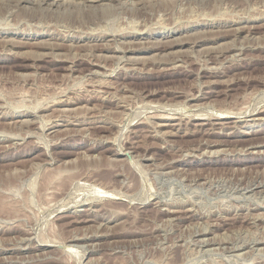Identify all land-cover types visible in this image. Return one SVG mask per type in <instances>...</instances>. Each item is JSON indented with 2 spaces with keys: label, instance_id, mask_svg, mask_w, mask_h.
<instances>
[{
  "label": "rangeland",
  "instance_id": "obj_1",
  "mask_svg": "<svg viewBox=\"0 0 264 264\" xmlns=\"http://www.w3.org/2000/svg\"><path fill=\"white\" fill-rule=\"evenodd\" d=\"M68 1L0 0V264H264V0Z\"/></svg>",
  "mask_w": 264,
  "mask_h": 264
},
{
  "label": "bare ground",
  "instance_id": "obj_2",
  "mask_svg": "<svg viewBox=\"0 0 264 264\" xmlns=\"http://www.w3.org/2000/svg\"><path fill=\"white\" fill-rule=\"evenodd\" d=\"M15 1V0H14ZM27 1V0H26ZM68 1V0H67ZM80 1V0H79ZM90 1V0H89ZM97 1V0H96ZM121 1V0H120ZM34 2V1H33ZM43 2V1H42ZM69 2V1H68ZM100 2V1H99ZM136 2V1H135ZM3 3V2H2ZM124 3V2H123ZM131 3H134V2H131ZM139 3V2H138ZM48 4H50V3H48ZM62 4V3H61ZM80 4V3H79ZM82 4H84V3H82ZM52 5V4H51ZM65 5V4H64ZM71 5V4H70ZM103 5V4H102ZM3 6V5H2ZM41 6V5H40ZM72 6V5H71ZM140 6V5H139ZM8 7V6H7ZM26 7V6H25ZM74 7V6H73ZM118 7V6H117ZM56 8V7H55ZM85 8V7H84ZM89 8V7H88ZM97 8V7H96ZM11 9H13V8H11ZM43 9V8H42ZM59 9V8H58ZM101 9V8H100ZM103 9V8H102ZM114 9V8H113ZM10 10V9H9ZM21 10V9H20ZM54 10V9H53ZM82 10V9H81ZM115 10V9H114ZM100 11V10H99ZM103 11H105V10H103ZM102 11V12H103ZM22 12V11H21ZM82 12V11H81ZM107 12V11H106ZM109 13V12H108ZM9 14V13H8ZM97 14V13H96ZM99 15H101V14H99ZM7 16H9V15H7ZM26 16V15H25ZM3 19V18H2ZM84 20V19H83ZM103 20V19H102ZM105 21V20H104ZM0 22H2V21H0ZM15 22H16V20H15ZM38 23V22H37ZM7 24V23H6ZM30 24V23H29ZM36 24V23H35ZM44 25V24H43ZM6 26V25H5ZM28 26V25H27ZM48 26V25H47ZM55 26V25H54ZM51 27V26H50ZM41 29H42V27H41ZM79 29V28H78ZM91 29V28H90ZM144 29V28H143ZM135 30V29H134ZM138 30V29H137ZM145 30V29H144ZM88 32V31H87ZM92 32V31H91ZM114 32V31H113ZM248 32V31H247ZM89 33V32H88ZM160 34V33H159ZM88 35V34H87ZM96 35V34H95ZM113 36V35H112ZM2 37V36H1ZM117 37V36H116ZM21 38V37H20ZM61 39V38H60ZM110 39V38H109ZM13 40V39H12ZM47 41V40H46ZM63 40H61V42H62ZM149 41V40H148ZM57 42V41H56ZM85 42H87V41H85ZM8 43V42H7ZM41 43H42V41H41ZM63 43V42H62ZM154 44V43H153ZM46 45V44H45ZM51 45V44H50ZM73 45H75V44H73ZM90 45V44H89ZM43 46V45H42ZM47 46V45H46ZM140 46V45H139ZM150 46V45H149ZM261 46V45H260ZM7 47V46H6ZM107 47V46H106ZM238 47V46H237ZM243 47V46H242ZM241 47V48H242ZM73 48V47H72ZM109 48V47H108ZM53 49V48H52ZM93 49V48H92ZM9 50V49H8ZM35 52V51H34ZM94 52V51H93ZM236 53V52H235ZM5 54V53H4ZM53 54V53H52ZM75 54V53H74ZM24 55V54H23ZM35 55V54H34ZM41 55V54H40ZM92 55V54H91ZM121 55V54H120ZM119 55V56H120ZM232 55V54H231ZM26 56V55H25ZM38 56V55H37ZM54 56V55H53ZM66 56V55H65ZM105 56H106V54H105ZM115 56H117V55H115ZM49 57V56H48ZM74 58V57H73ZM36 59V58H35ZM122 59H124V58H122ZM131 59V58H130ZM63 60V59H62ZM95 60V59H94ZM119 61V60H118ZM90 63V62H89ZM124 63V62H123ZM218 63V62H217ZM100 64V63H99ZM129 64V63H128ZM220 67V66H219ZM108 68V67H107ZM99 72V71H98ZM105 74V73H104ZM98 75V74H97ZM106 75H107V72H106ZM110 75V74H109ZM99 81H100V79H99ZM104 81H105V79H104ZM100 83V82H99ZM91 84V83H90ZM105 84V83H104ZM105 86V85H104ZM83 92V91H82ZM99 93V92H98ZM67 96V95H66ZM81 97V96H80ZM204 98V97H203ZM57 100V99H56ZM59 100V99H58ZM101 100V99H100ZM186 100V99H185ZM55 101V100H54ZM59 102V101H58ZM62 102V101H61ZM67 102V101H66ZM196 104V103H195ZM187 107H189V106H187ZM198 107V106H197ZM264 107V106H263ZM41 109V108H40ZM65 109V108H64ZM200 111V110H199ZM262 111H264V109L262 110ZM261 111V112H262ZM30 112V111H29ZM170 112V111H169ZM232 112V111H231ZM101 113H103V112H101ZM186 113V112H185ZM184 113V114H185ZM194 113V112H193ZM199 113V112H198ZM198 113H195V114H197L198 115ZM257 113V112H256ZM59 114V113H58ZM105 114V113H104ZM200 114H202V112L200 113ZM210 114V113H209ZM233 114V113H232ZM162 115H165V114H162ZM172 115V114H171ZM190 115V114H189ZM197 115H195V116H197ZM217 115H219V114H217ZM12 116V115H11ZM68 116V115H67ZM156 116V115H155ZM160 116H161V114H160ZM166 116H168V113L166 114ZM169 116H170V114H169ZM167 117V118H162L163 120L164 119H173V118H171V117ZM194 116V117H195ZM205 116V115H204ZM206 116H207V114H206ZM213 116H214V114H213ZM154 117V116H153ZM158 117H159V114H158ZM173 117H176L175 115L173 116ZM178 117V116H177ZM183 117V116H182ZM188 117V116H187ZM190 118H191V116H189ZM188 117V119H190ZM200 117H201V115H200ZM210 117V116H209ZM55 118V117H54ZM181 118V117H180ZM227 118H229L228 116H222V117H218V118H214V119H216V120H222V119H227ZM231 118V117H230ZM260 118V117H259ZM262 118V117H261ZM161 119V118H160ZM176 119V118H175ZM184 119V118H183ZM187 119V118H186ZM187 119V120H188ZM178 120V119H177ZM181 120V119H180ZM180 120H179V124H180ZM192 120H195V121H199V120H205V118H192ZM206 121V120H205ZM208 121V120H207ZM68 122V121H67ZM88 122V121H87ZM107 122V121H106ZM110 122V121H109ZM66 123V122H65ZM74 124V123H73ZM72 124V125H73ZM115 124V123H114ZM158 124V123H157ZM161 125L162 124H164V123H160ZM165 124H167V123H165ZM198 124V123H197ZM159 125V124H158ZM168 125V124H167ZM200 125H205L204 123H201ZM153 126V125H152ZM163 126H166V125H163ZM173 126V125H172ZM185 126V125H184ZM48 127V126H47ZM178 127V126H177ZM44 129V128H43ZM64 129H65V127H64ZM76 129V128H75ZM48 131V130H47ZM66 131H67V129H66ZM175 131V130H174ZM162 132V131H161ZM165 132V131H164ZM209 132V131H208ZM168 133V132H167ZM170 133V132H169ZM176 133V132H175ZM11 134V133H10ZM17 134V133H16ZM157 134V133H156ZM159 134V133H158ZM8 135V134H7ZM20 135V134H19ZM10 136H14V135H10ZM85 136H87V135H85ZM15 137H17V136H15ZM42 138V137H41ZM87 138V137H86ZM45 140V139H44ZM205 140V139H204ZM219 144V143H218ZM118 145V144H117ZM41 146V145H40ZM7 147V146H6ZM114 148V147H113ZM247 148V147H246ZM115 150V149H114ZM217 150V149H216ZM203 151H205V150H203ZM222 151V150H221ZM211 152H214V151H211ZM246 152V151H245ZM123 153V152H122ZM192 153V152H191ZM257 153V152H256ZM125 154V153H124ZM194 155V154H193ZM195 156V155H194ZM197 165V164H196ZM255 195V194H254ZM119 199V198H118ZM118 201V200H117ZM141 202V201H140ZM167 203V202H166ZM144 205V204H143ZM128 206V205H127ZM167 212V211H166ZM178 213V212H177ZM260 213V212H259ZM84 216V215H83ZM259 216V215H258ZM262 216V215H261ZM66 217V216H65ZM261 218V217H260ZM63 219V218H62ZM93 220V219H92ZM251 223V222H250ZM99 224H101V223H99ZM103 224V223H102ZM88 229V228H87ZM139 229V228H138ZM141 232V231H140ZM84 233V232H83ZM95 233V232H94ZM92 234V233H91ZM73 235V234H72ZM31 237V236H30ZM24 238V237H23ZM43 238V237H42ZM31 239V238H30ZM44 240V239H43ZM46 240H48V239H46ZM51 241V240H50ZM57 241V240H56ZM197 241V240H196ZM10 242V241H9ZM23 242V241H22ZM44 243H46V242H44ZM51 243V242H50ZM52 243H53V241H52ZM49 245V244H48ZM55 245V244H54ZM65 246V245H64ZM79 246V245H78ZM35 247V246H34ZM58 247V246H57ZM60 247V246H59ZM58 247V248H59ZM63 247V246H62ZM68 248H71V247H69V246H67ZM16 248V247H15ZM36 248H38V247H36ZM91 248H92V246H91ZM74 249V248H73ZM230 249V248H229ZM260 249V248H259ZM262 249V248H261ZM90 250V249H89ZM45 252V251H44ZM79 252V251H78ZM251 252V251H250ZM61 253V252H60ZM65 253V252H64ZM69 253V252H68ZM71 253V252H70ZM67 254V253H66ZM70 255V254H69ZM239 255V254H238ZM243 255V254H242ZM249 255V254H248ZM240 257V256H239ZM248 257V256H247ZM34 259V258H33ZM245 259V258H244ZM17 260V259H16ZM45 260H47V259H45ZM253 260V259H252ZM42 261V260H41ZM251 261V260H250ZM6 262H9V261H6ZM17 262H18V260H17ZM53 262V261H52ZM258 262V261H257ZM12 263V262H11ZM248 263V262H247ZM37 264V263H36ZM58 264V263H57ZM60 264V263H59ZM87 264V263H86ZM245 264V263H244Z\"/></svg>",
  "mask_w": 264,
  "mask_h": 264
}]
</instances>
